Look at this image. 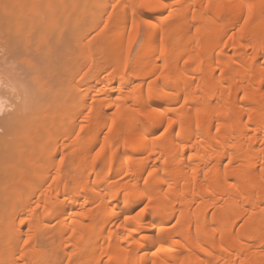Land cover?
<instances>
[{"label":"bare ground","instance_id":"6f19581e","mask_svg":"<svg viewBox=\"0 0 264 264\" xmlns=\"http://www.w3.org/2000/svg\"><path fill=\"white\" fill-rule=\"evenodd\" d=\"M0 7V264H264V0Z\"/></svg>","mask_w":264,"mask_h":264},{"label":"rangeland","instance_id":"374dc122","mask_svg":"<svg viewBox=\"0 0 264 264\" xmlns=\"http://www.w3.org/2000/svg\"><path fill=\"white\" fill-rule=\"evenodd\" d=\"M6 0H0V6L5 2ZM1 8V7H0ZM10 26V25H9ZM21 26H23V25H21ZM21 26H19V25H14V26H12V24H11V27H4L3 28V30L2 31H4V34H3V36L2 37H0V57H1V59H0V92H1V88H2V86L1 85H4L5 83H7V84H9V86L11 87V84L12 83H14L17 79H26L28 76H27V74L26 73H24L23 71H27V66L26 65H24L23 63H21L22 62V60H23V58H25L24 56L26 55V56H28L29 57V59H30V57L31 56H34L35 58H36V56H39V57H37V58H42L41 59V62L38 64V71H37V74L41 77H45V75H46V73L45 72H48V71H46V68L48 69V67H49V63L48 62H50L53 58H55L56 56H58V55H54V53H52V51L50 52V54L49 53H45V52H47V51H49V50H47L48 49V46H43V47H40V48H37L36 46H39V45H36L35 46V48L33 47V49H32V47H31V49H26V47L24 48V49H26V50H23L22 48L23 47H21V49H20V47H18V46H16L17 44H16V41H15V39H16V34L18 33L19 35H20V33H22L19 29H23V27H21ZM21 27V28H20ZM7 28V29H6ZM10 28V29H9ZM12 29V30H11ZM21 29V30H22ZM1 31V32H2ZM19 31H20V33H19ZM27 32V31H26ZM26 32H24L23 31V33H25L26 34ZM28 33V32H27ZM16 35V36H15ZM15 37V38H14ZM41 45V44H40ZM51 46V45H50ZM29 47V46H28ZM47 49H46V48ZM30 48V47H29ZM49 48H51V47H49ZM47 51H46V50ZM62 53V52H61ZM54 55V56H53ZM53 56V57H52ZM59 56H60V54H59ZM50 57H52V59L50 58ZM32 58V57H31ZM48 58H49V61H48ZM57 58V57H56ZM16 59H17V62L18 63H16ZM27 59V58H26ZM51 59V60H50ZM19 60V61H18ZM47 60V61H46ZM21 61V62H20ZM61 62H62V60H60ZM19 62L21 63V64H23V69H22V66L20 67L19 65H17V64H19ZM47 62V63H46ZM60 62V63H61ZM64 62V61H63ZM57 64V63H56ZM63 63H61L60 64V66L61 67H63V65H62ZM46 65H47V67H46ZM58 65H59V63H58ZM56 66V68H58L57 67V65H55ZM54 66V67H55ZM19 67V68H18ZM46 67V68H45ZM51 67V66H50ZM56 68H55V70H56ZM54 69V68H53ZM50 70V72L51 71H55V70H51V69H49ZM60 70H62V69H60ZM58 71V70H57ZM57 71H55L56 73H57ZM6 72V73H5ZM23 72V73H22ZM5 73V74H4ZM65 73H66V71H65ZM64 73V71L62 70V71H60V74H59V72H58V74H59V76H61V77H63V76H66V74ZM44 74V75H43ZM64 78V77H63ZM5 86V85H4ZM8 87V86H7ZM10 87H8V88H6V89H11ZM4 87H3V89H5ZM41 91V93L43 94V93H45L46 91H47V86H44L43 88H42V90H40Z\"/></svg>","mask_w":264,"mask_h":264}]
</instances>
